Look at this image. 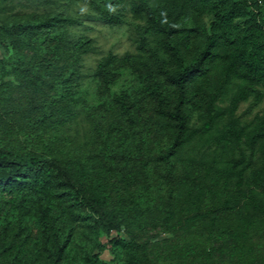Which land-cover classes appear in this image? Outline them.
Here are the masks:
<instances>
[{"label":"trees","instance_id":"1","mask_svg":"<svg viewBox=\"0 0 264 264\" xmlns=\"http://www.w3.org/2000/svg\"><path fill=\"white\" fill-rule=\"evenodd\" d=\"M263 101L264 0H0V264H264Z\"/></svg>","mask_w":264,"mask_h":264},{"label":"rangeland","instance_id":"2","mask_svg":"<svg viewBox=\"0 0 264 264\" xmlns=\"http://www.w3.org/2000/svg\"><path fill=\"white\" fill-rule=\"evenodd\" d=\"M69 14L74 15L81 20V25L71 27L74 35H85L92 38L95 42L97 51L86 57V65L93 69L95 68L98 60L113 52L118 55H123L126 52L134 51L135 46L131 39L134 33V26L130 18L128 22L120 25H109L99 19L98 14L87 3L74 4L68 11ZM126 79L122 80L116 90L125 88V83L130 81V76H125ZM264 110V101L260 104L253 105L251 102L243 103L240 107L239 113L247 115L248 118L253 117L256 113ZM164 237V236H162ZM258 255L264 257V232L262 236L256 239ZM110 253L107 251L103 254V259H110Z\"/></svg>","mask_w":264,"mask_h":264}]
</instances>
